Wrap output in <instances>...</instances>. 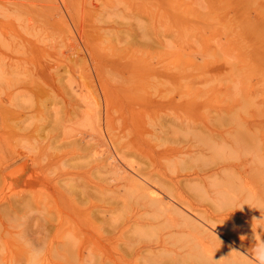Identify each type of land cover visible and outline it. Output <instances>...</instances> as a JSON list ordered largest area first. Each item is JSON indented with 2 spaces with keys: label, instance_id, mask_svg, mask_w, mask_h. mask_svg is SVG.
I'll use <instances>...</instances> for the list:
<instances>
[{
  "label": "rangeland",
  "instance_id": "obj_1",
  "mask_svg": "<svg viewBox=\"0 0 264 264\" xmlns=\"http://www.w3.org/2000/svg\"><path fill=\"white\" fill-rule=\"evenodd\" d=\"M88 1L86 0V3ZM252 1L253 3L251 2L246 10L236 8L230 15L236 22L232 20V25H223V29L222 25L212 18L216 16V13L220 15L214 7L211 8L212 12L206 10L194 12L189 8L180 10L183 15L181 18L186 20L184 24L158 22L160 18L161 21L169 17L167 11L155 13V20H149L147 15L140 14L139 23L127 22L125 16L129 12L117 13L111 22L102 23L97 19L96 13L84 9L75 0H0V103L2 106L4 103L7 107L6 112L0 108L2 111L0 113V165L12 163L9 169H16L20 165L22 167L14 171V175L11 174L6 178L8 182L6 179L3 182L0 179V209L4 206L6 208L3 209L4 213L0 210V229H2L0 231V264H15L16 261V264H23L26 259H28L27 264H46L48 260L50 264H53L57 256L54 247L62 242L64 235L68 238L73 233V235H80L75 248L84 247L85 250H82L85 252L93 249L95 253L98 252L97 254L105 251L108 255L111 252V255H115L118 252L117 249L126 248L129 235V238L139 245L150 246L163 233L157 225L154 228L153 226L143 229L137 227L138 229L133 230L134 232L128 231L125 240L119 238L118 233L117 238L112 235V230L108 232L113 224L120 228H127V225L134 222L135 213L133 212H135L137 200L131 199L130 190H126L125 187L117 192L111 191L109 187H113L116 182L109 173L103 174L105 178L103 181L99 178L102 176L93 174L97 166L96 156L90 155L89 159L93 156L95 159L92 160V158V161L88 162V158L87 160L77 159L75 151L73 152L71 140L80 138L83 130L88 131L87 126L85 129L84 120L74 119L76 115H72L73 108L76 104L79 106L80 101L89 103V97L91 102L93 101L92 104L90 103L92 106L100 100L98 103L101 104V108L105 107L102 108L104 116L106 115L104 117V139L107 144L105 148L109 150L108 153L111 151V157L118 158V162L125 169L127 167L130 169L133 164L134 166L140 163L148 165L156 160L157 164L161 163L160 169L167 174L184 175L188 171L206 170L223 163L230 162L236 166L242 160L248 159L252 168L262 169L264 174V17L257 14L264 0ZM115 6L113 4V7ZM209 18L212 19L211 23L207 21ZM258 49H261L259 54ZM32 78L35 79L34 82ZM74 81L76 84L73 87ZM101 84L107 90L105 97L102 96ZM70 89L77 92L71 94ZM85 92L89 96H86L88 99L84 95ZM55 96L62 98L60 101L64 102L67 108H63L62 103L54 105V100L51 99H55ZM70 96L72 99H69ZM90 104H88L89 107ZM68 113H72L70 115L72 120ZM5 115L8 116L3 119ZM26 119L29 120L28 125H31H26L28 128L23 131L24 133L16 132V127L19 124L22 125ZM164 125L165 129L162 131H165V134L163 135L160 127ZM2 133L3 136H1ZM61 135L65 136L63 152L58 151ZM96 141L94 139L90 143ZM139 147H143L144 151L140 152ZM106 149L104 153L107 156ZM117 150L122 151L119 154L124 155L123 159L117 156L119 152ZM69 154L70 160H66ZM61 161L71 162L73 167L85 166L86 162L89 165L96 162L91 166L86 164L92 167L85 166L88 172L84 167L81 168L82 170L73 169L72 166L71 170L67 168L66 179L70 177L67 182L70 181L74 187L75 184L78 185V182L81 183L78 180L84 182L85 179L84 183L88 188L95 187L99 183L106 186L107 190L103 196L106 200L103 205L107 208L103 214L104 220L96 217L97 213L92 212L93 215H88L91 222L88 221L89 224H86L89 228L81 230L87 220L86 222L85 219L77 220V223L81 222V225L69 217L75 206H77L76 209L80 205L81 208H85L82 207L83 205L86 206L81 203V200L75 199L79 197L75 196L74 190H71V194L75 197L70 195L69 187L66 186L65 189L53 184V178L52 183L42 182L44 179L41 180V178L50 177V175L54 177L61 171L59 170L63 167ZM49 165L53 170L48 168ZM89 171L93 172L90 177ZM74 177L75 182L71 180ZM105 181H107L106 184ZM37 183L39 184L36 185ZM252 183L247 187L256 185ZM259 185L260 189L263 188V184L259 183ZM57 189L59 192L56 191ZM260 189L258 193L261 196L250 199L246 202V206L248 205V208L255 206L254 208L260 209V216L254 218L249 224L250 234H248L253 242L256 239L254 243H258L264 252V189L261 190L263 193ZM245 190L247 191L248 188ZM26 192L29 193L25 196L26 200H29L27 202L31 204L26 202L20 205L21 208L20 206L9 208L6 199L10 195L14 194L11 197L21 193L25 195ZM97 192L92 191V203L89 204L91 210L97 207ZM67 195L79 202L72 200L74 204L71 205L72 197L69 196V198ZM61 196L66 202L68 200L70 205L65 202L62 205ZM75 203L81 204L78 206ZM42 204L45 209L42 208ZM112 208H114L113 211ZM8 210L11 211L10 215ZM45 213L53 216L63 213L67 215V222L64 221L62 225L66 230H62L63 227L59 224L58 228L56 225L51 227L48 234L39 233V231V234L34 233L37 228L32 225L38 222L41 225L44 220L39 214L44 216ZM148 217L150 216L145 218ZM40 218L43 221H40ZM143 219L141 220L145 221ZM141 220L137 221L142 222ZM96 221L100 222L97 224ZM159 221L162 224L163 219ZM22 222L28 225L33 223L31 224L33 228L27 227L26 224L23 227ZM134 224L136 226L135 222ZM78 231H85L86 235L75 234ZM86 232H90L91 237ZM33 236L36 238L34 239ZM101 236V242L104 240L103 244L99 243ZM103 236L114 239L105 242L106 239H103ZM22 252L25 253L24 257H21L24 255ZM170 254L166 255L170 260L166 256L162 257L163 262L166 259L169 261L175 259L174 253ZM193 255H195L193 264H197L196 260L200 261V258L204 256ZM125 256L129 257L127 258L129 260L122 264H131V262L133 264L135 261L134 264H138L137 257L126 253ZM21 258L23 263L19 260ZM177 259L181 258L177 257ZM140 260L141 264L143 261H145L143 264L151 261L148 258L147 260L140 258ZM203 260L207 259L202 258L201 261ZM58 262L59 264H78L67 256L62 262L60 260Z\"/></svg>",
  "mask_w": 264,
  "mask_h": 264
},
{
  "label": "bare ground",
  "instance_id": "obj_2",
  "mask_svg": "<svg viewBox=\"0 0 264 264\" xmlns=\"http://www.w3.org/2000/svg\"><path fill=\"white\" fill-rule=\"evenodd\" d=\"M75 1L80 6H82L84 9L88 10L89 12L96 13L97 19L102 23L111 22L114 19V17L117 16V13L121 14L124 12V14H127L129 12L127 14V16H125V19L127 20V22L128 23L129 22L130 23H133V22L139 23L140 19H138V18L140 17V14L141 15L142 14L147 15V18L149 20H155V16H154L155 13L167 11V13L171 12V15H169V13H168L167 15L169 17L166 16L167 19L160 21V19H161L160 18L158 22H169V23L175 22L176 24H184L186 20H184L183 17L181 18V16H183V15H181L180 10L189 8V9H193L194 12H198V11L205 12V10L206 11L213 10L211 8L214 7V10H217V12L220 15H218L216 13L215 14L216 16L212 17V18L214 20L218 21L219 22L218 24L219 25L221 24L223 29H224L223 25H232L231 24L232 20L234 22H236V20L233 19L234 17H230L232 12H235L236 8H239V9L241 8L243 10H246L247 7L250 6L251 2L253 3L252 0H89L88 3H86V0H75ZM113 4L116 5L115 6L116 8L113 7ZM119 9H121L122 11L120 12ZM257 11H258L257 14L259 16L264 17V4L261 5ZM198 17L200 18V16H198ZM207 21H209L208 23H211L212 19L209 18ZM250 26H254V24H250ZM225 27H230V26H225ZM254 27H257V26H254ZM231 28H233V27H231ZM251 30H253V29L251 28ZM260 51H261V49L260 50L258 49V54ZM44 77H46V76H44ZM39 78L42 79V77H40V75H39ZM54 78H56V76ZM68 78H69V76H68ZM32 79H33L32 82H34L35 79L34 78H32ZM48 79H47V81H48ZM60 79H61V77L59 78V80ZM74 79L75 78H73V80ZM83 79H85V78H83ZM52 80H54V79H52ZM74 84H76V81L73 82V84H72L73 87H74ZM102 86L103 85L101 84V88H103V91H102L103 95L102 96L105 97L107 90H105L104 86L103 87ZM73 90H71V94L74 92H77V91H75V90L73 91ZM87 90H90V89H87ZM79 93H76V94H79ZM87 93L84 94L85 97L86 96L89 97L87 95ZM90 93H92V92H90ZM79 95L83 96L81 94H79ZM60 96L63 98L62 95H60ZM54 98L55 99H51V100H54V105L57 106V105H60L62 103L60 101V100H62V98H59L56 96ZM67 98H68V94H67ZM78 98H76V100H78ZM89 98H90L89 103L86 101H83V103H82L80 101L81 104L79 103L78 104L79 106H77V104L76 105L73 104L74 108L72 106L74 114H72V113L71 114L74 116L76 115V118L74 117V119H76L78 121L84 120L83 122L85 124L84 125L85 129H86V126L88 128V129H86L88 131L85 130L86 132H84V130H83L84 133L80 131L82 133L80 138L76 137V138L71 140L70 144L73 145V148H74L73 152L75 151L74 153H75L77 159L85 158L87 160L88 157L90 158V155L96 156L95 158H96L97 166H96V169H94L95 171L93 170L94 173L92 171L91 172L95 175L97 174V175L102 176V177H99V178H101V181H103V179H105V178H103L104 177L103 174H105V172L109 173L110 175H112L113 181L116 182L114 186L111 185L113 187H109V189L111 191L117 192V190L125 187V188H127L126 190H128V189L130 190V192L129 191L128 192L132 195L131 199L137 200L135 212L132 211L133 213H135V219L133 221L136 223V226H135L134 222L130 225H127L128 226L127 228L126 227L120 228V226H116L115 224H113V226L111 225V227L109 228L108 232L110 233V230H112V235L116 236V234L118 233V237L124 239L126 237V232L131 231V230L136 231L138 229L137 227L143 229L145 227L150 228L153 226V228H154L157 225V226H159V228H161L160 230L163 233H161L160 238H158V240L155 241V243H152L150 246L148 244H140L139 245V243L134 242L133 239L129 238V236H130L129 235V236H127L128 242L126 243L128 245L127 246L128 248L126 247L127 248L126 249L125 247H123L121 249L120 248L117 249L118 252L115 255H111L112 252L110 255H108V253H106L105 251H102L103 252L102 253L100 251L101 249L99 250L101 252V254H97L98 252L95 253V251L93 249H91L92 251L86 250L87 252H85L84 247L82 248L84 250H82L81 248L79 249V247L77 249V248H75V247H77L76 245H78L76 241H78L80 235H73L74 233L71 235L70 233H68V235H71L70 237L65 238L66 235H64V237L61 240L62 242L60 244H57V246L55 245L56 247L52 246V247L56 248L55 251H56V255H57V256H55L56 258L51 256L52 258L55 259L52 262L53 264H59L58 261L60 260L62 262V260L65 256H67L71 261L77 262L78 264H87V263H91V264H96V263L97 264H122V262H127L129 260V259H127L129 257H126L125 253L129 256H132L135 258L137 257L136 259H139L138 264L141 261L140 258H144L146 260H147V258L150 259L151 261H148L150 264H184V261H186L185 264H187V262H190L188 264H193V263H195L194 258H193L195 255H193V254H196V255L201 254L202 256L204 255L203 257L200 258V261L196 260L197 264H264V252L261 249L262 247L260 248L258 243H254L256 239H254V242H253V240H250V238H252V237H249V234H250V225L249 224H250V222H253L254 218L259 217L261 212L259 211L260 209L254 208L255 206L250 207V208H248L249 207L248 205H247L248 207L246 206L247 201L249 202L250 199L260 195V193H258L259 189H260L259 183L261 185L263 184V188L261 187V189H260V192L263 193L262 189H264V174L262 172L263 171L262 169L252 168L251 164L248 163V159L242 160L240 163L236 164V166L232 165L229 162V163H223L221 165L219 164L215 167H212V168L206 169V170L188 171L184 175L172 174L173 176L169 175L165 171L161 170L160 169L161 163L159 162L160 164H157L158 162L156 160L151 161V163H149L148 165H144V164L140 163L139 165L134 166L135 164H133V167H131L130 169H128L129 167H127V169H125L124 167L121 166L120 162H118L119 161L118 158H114V156H112L113 157L112 158L111 154H110L111 151H110V153H108L109 150H107L105 148V146H107L106 140L104 139L105 138V136H104V125H105L104 117L106 115L104 116L105 113L102 110V108H105V107L101 108V104L98 103L100 100H98V102L96 104H93V106H92L91 104L93 103V101L91 102V97H89ZM69 99H72L71 96L69 97ZM94 99L96 100V98H94ZM80 100H83V99L80 98ZM2 104L4 107L0 103V108L6 112L7 107L5 106L4 103H2ZM68 104H70V103H68ZM88 104L91 105L90 106L91 108L88 106ZM82 105H84V106H82ZM64 107L65 106L63 104V108ZM65 108H67V107H65ZM68 108H70V107H68ZM70 111H71V109H70ZM1 112L2 111L0 110V113ZM4 114H6V113H4ZM65 114H67V113H65ZM68 114L70 117L71 114L70 113H68ZM106 114H107V112H106ZM7 116L8 115H5L2 118L5 119L4 117H7ZM45 120H47V117H45ZM70 120H72L71 117H70ZM27 121H29V120L26 119L25 121H23L22 125L17 124L18 127H16L17 129H15L16 132L24 133L23 131H25L28 128L27 126L31 125V124L28 125ZM4 125H5V123H4ZM84 126H82V127L84 128ZM180 126H182V124ZM126 127H127V125H126ZM12 128L14 129L15 127H12ZM83 128H81V129H83ZM160 129H161V133L164 135L165 131H162V130L165 129V125L163 127H160ZM3 135L4 134L2 133L1 136H3ZM61 137L62 138L59 140L60 141L59 148H58L59 152H63L62 148H64V145H65V143H64L65 136L61 135ZM160 138H162L161 135H160ZM94 139H96L97 141L95 143H90V141L94 140ZM62 140H63V142H61ZM222 140H223V138H222ZM136 144H138V142ZM116 146H118V145H116ZM134 146H135V144H134ZM75 147H77V148H75ZM124 147L125 146L123 145V148ZM114 148L116 150L115 146H114ZM142 148L143 147H141V148L139 147L138 150H140V152H143L144 148L143 149ZM104 149H106V152L108 151L107 156L105 155L106 153H104ZM117 149L121 150V148H119V147H117ZM115 150H114V152H115ZM135 150H137V149H135ZM118 151L119 150H117V152ZM121 152L119 151L118 154L119 153L121 154ZM123 153H124V150H123ZM70 154H72V153H70ZM70 154H69V158H66V160L67 159L70 160ZM103 154H104V156H103ZM109 154H110V157H109ZM115 154H116V152H115ZM118 154H117V156L119 157L120 154L119 155ZM146 155H147V153H146ZM94 156L91 157V159L93 158L92 160L95 159ZM123 156H120V157L122 158ZM188 156H191V155L188 154ZM72 157H74V156L72 155ZM91 159H89L88 162ZM165 160L167 161V159H165ZM96 162L94 161L93 163L96 164ZM56 163H57V161H56ZM70 163H66L63 161L61 163V166H63V167H61V169H59V170H61L60 172H57V174L55 173L56 175L54 174L55 175L54 177H51V175L47 173L48 175H50V177L44 176L45 178H41V180L44 179L42 182L47 184L48 182H51L52 178H53V180H54L53 184L55 183L56 186L59 185L60 187H64L65 189H66V186H67V188L69 187L70 195H72V196H74V195L71 194V190H74L73 193L75 194V196L79 197V199L77 197L75 199L79 200V201L81 200V203L85 204L86 206H84L82 204L83 205L82 207H85V208H81V205H80L81 203L79 204L80 205L79 206L78 204H76L79 201L76 202V200L73 199L75 196L72 197L70 195H67L68 197L69 196L72 197V198L69 197L71 203H72V200H75L74 201V202H76L75 204L79 206L77 209H76L77 206H75V209L71 211V213L69 214V217L76 220L75 223H77V220H84L85 219V222L87 220V223H84L83 225L81 224V222H79L83 226L81 229V230H83V228L86 229V227H88L87 226L89 224L88 221L91 222L90 221L91 219H89L90 216H88V215L92 214V212L97 213L96 217H98V218L100 217L101 220L105 219L103 214L105 213L107 208H105V206L103 205L104 201H106L103 196H104L105 191L107 189H106V186H104L102 183H99L95 187L88 188L86 186V183H84L86 181V179L84 182H82L81 180H78L81 183L78 182V185L75 184L76 186L74 187V184L70 183V181L67 182V180H70V177H69V179H66L68 177L67 176V170H68L67 168L70 169V167L72 166L71 168H73V169L74 168L75 169L80 168L79 170H82L84 167V169L87 171V169L85 168L86 164L88 166H91L93 163L89 165V163L86 162L85 166H82V167L81 166L73 167V164L71 163L72 164L71 165ZM11 165H12V163H9L6 165L5 164L3 165V163H2V165H0V167H1L0 168V179L2 180V182L7 177H9L11 174H13L14 171H17L20 168H22L20 165V167H17L16 169H9ZM50 166L51 165H49L48 168H50ZM55 166H56V164H55ZM58 166H59V164H58ZM88 166H86V167H88ZM123 166H124V164H123ZM88 168H92V167H88ZM50 169H52V168H50ZM44 170H45V168H44ZM89 170H91V169H89ZM51 171H49V172H51ZM186 171H187V169H186ZM42 172H44V171H42ZM46 172H48V171H46ZM92 173L88 174L89 177H90V175H93ZM178 174H179V172H178ZM88 175H86V176L88 177ZM72 178H71V180H74V182H75V177H74V179H72ZM39 179H40V177H39ZM6 181H7V179H6ZM106 182L107 181H105L104 183L106 184ZM250 183H252V184L255 183L256 185H254L253 187H251V186L247 187V185ZM38 184L39 183H37L36 185H38ZM70 184H72L73 186ZM32 187L34 188L33 185H32ZM73 188H75V189H73ZM245 188H248V190L246 191ZM59 190L63 191L60 188H59ZM93 190L98 191L97 192L98 197L96 198L97 199V204H96L97 207L95 206L96 208L93 207V209L91 210L89 207V204L91 202V196H92ZM33 191H34V189H33ZM56 191H58V189ZM27 194H29V193L26 192L25 195L22 193L18 194V195L15 194L16 196H14V197H11L14 194L10 195L6 199V202L8 203L7 205L9 206V208H18V206H20L22 203L24 204L27 201H29V200H26V197H25ZM68 194H69V192H68ZM51 198H54V197H51ZM63 198L64 197L61 196L62 200H63ZM44 200H46V199H44ZM39 201H41V200H39ZM63 202H65V204H67L69 201L68 200H67V202L65 200L61 201L62 205H63ZM27 203L31 204L29 202H27ZM59 203H60V200H59ZM95 203H96V201H95ZM243 203L245 204V207H244ZM43 204H42V208L45 207V206H43ZM73 204L74 203H72L71 205H73ZM105 204L107 205V203H105ZM35 205H37V204H35ZM38 205L41 206L40 203H38ZM38 205L36 207H38ZM20 208H21V206H20ZM24 208H26V207H24ZM69 208L71 209V206H69ZM69 208L67 210L70 211ZM3 209H6L5 206L3 207ZM3 209H0V210H2L4 213L5 210H3ZM43 209H45V208H43ZM113 209L114 208H112L111 210L113 211ZM34 210H36V209H34ZM109 210H110V208H109ZM109 210H107V211L109 212ZM40 211H42V209ZM8 212H9V210H8ZM59 212H61V211H59ZM10 213H11V211L9 212V215H10ZM43 213H44V211H43ZM55 214H57V213L55 212ZM63 214H59L58 216L50 215V213H49V215H46V213H45L44 216H43V214H39L40 216H42V219L44 221L40 218L41 219L40 221H43V223L41 222L42 223L41 225H39L40 224L39 222L37 224L31 223V224H33L32 226L35 225V228H37V229H35L34 233L36 232L37 234H39L41 232L44 234H48L50 232V230L52 229L51 227H54L55 225L59 226V224L62 226L65 223L64 221L67 220V218H66L67 215H63ZM6 215H8V214H6ZM148 215L150 217L145 218ZM86 217H88V218H86ZM143 218H145V219H143ZM138 219H140V220L143 219L145 221L141 220L142 222H139V221H137ZM159 219H161V220L163 219L162 224L160 223ZM35 222H36V220H35ZM96 222L98 224V222H100V221H96ZM79 223H77V224H79ZM21 224H23L22 226L24 227V224H26V223L22 222ZM31 224H29V225L26 224V225H27V227L30 226L31 228H33L31 226ZM100 225H98V226H100ZM58 226H57V228H58ZM104 226H106V223L104 224ZM104 226L102 228H104ZM133 226H135V227H133ZM10 227H14V226L10 225ZM62 227H61L62 230H64V226H62ZM74 228H76V227H74ZM78 230H80V229H78ZM165 230H166V232H165ZM254 230H252V231H254ZM0 231H2V229H0ZM38 231H39V233H38ZM94 232L96 233V231H94ZM82 233L84 235H86L85 231L84 232L78 231L75 234H82ZM86 233H88V232H86ZM89 233H88V235H90ZM251 234H254V233H251ZM84 235H83V237L85 238ZM102 235H103V233H102ZM34 236H33V238H34ZM30 237H32V235ZM76 237H77V239H75ZM90 237H91V235H90ZM92 237H93V235H92ZM103 237H104L103 239H106L105 242H109L110 240L114 239V238L110 239L107 236H103ZM101 238H102V236L100 237V239ZM116 238H117V236H116ZM24 239H25V237H24ZM26 240H27V238H26ZM96 240H98V237ZM119 240H121V239H119ZM101 241H102V239L99 240V243L103 244L104 240H103V242H101ZM28 243H30V242H28ZM96 244H98V242ZM79 245L82 247L81 244H79ZM22 246L25 247V245H22ZM16 249H18V248H16ZM20 249H22V248H20ZM22 253H24V252H22ZM170 253H174L175 259L172 261H169L170 260L169 256H171ZM166 255H169V256L167 257ZM186 255H188V256H186ZM201 255H199V256H201ZM24 256H25V253L21 257H24ZM163 256H166L169 260H167L164 257L166 259V261L163 262L164 261V260H162ZM189 256L192 258H190ZM177 257H180L181 259H177ZM197 258L199 259V257H197ZM197 258H195V259H197ZM202 258L207 259V260H205V261L203 260L204 261L203 262V261H201ZM2 260H3V258H2ZM19 260H21V262L23 263L22 258ZM27 260L28 259H26L25 260L26 262L23 264H27V262H28ZM15 261H16V258H15ZM16 262H15V264H16ZM47 262H46V264H47ZM143 263H145V261H143ZM28 264H30V263H28ZM131 264H132V262H131Z\"/></svg>",
  "mask_w": 264,
  "mask_h": 264
}]
</instances>
